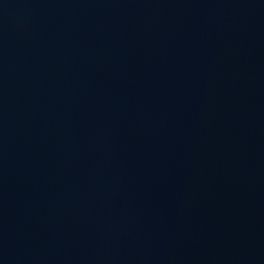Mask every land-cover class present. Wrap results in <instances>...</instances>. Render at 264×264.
Returning <instances> with one entry per match:
<instances>
[{"label":"water","instance_id":"obj_1","mask_svg":"<svg viewBox=\"0 0 264 264\" xmlns=\"http://www.w3.org/2000/svg\"><path fill=\"white\" fill-rule=\"evenodd\" d=\"M0 264H264V0H0Z\"/></svg>","mask_w":264,"mask_h":264}]
</instances>
